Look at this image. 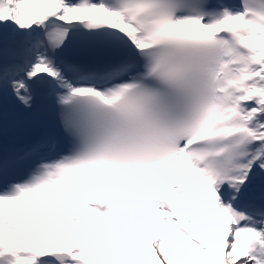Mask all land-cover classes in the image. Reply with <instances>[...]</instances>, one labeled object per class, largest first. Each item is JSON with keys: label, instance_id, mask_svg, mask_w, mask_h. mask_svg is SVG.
I'll list each match as a JSON object with an SVG mask.
<instances>
[{"label": "snow or ice", "instance_id": "obj_1", "mask_svg": "<svg viewBox=\"0 0 264 264\" xmlns=\"http://www.w3.org/2000/svg\"><path fill=\"white\" fill-rule=\"evenodd\" d=\"M0 264H264V0H0Z\"/></svg>", "mask_w": 264, "mask_h": 264}]
</instances>
